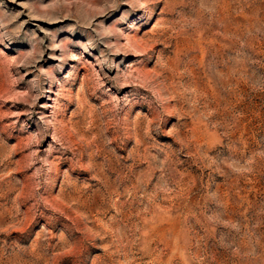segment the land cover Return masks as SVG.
I'll return each instance as SVG.
<instances>
[{
	"label": "rangeland",
	"instance_id": "obj_1",
	"mask_svg": "<svg viewBox=\"0 0 264 264\" xmlns=\"http://www.w3.org/2000/svg\"><path fill=\"white\" fill-rule=\"evenodd\" d=\"M0 264H264V0H0Z\"/></svg>",
	"mask_w": 264,
	"mask_h": 264
}]
</instances>
